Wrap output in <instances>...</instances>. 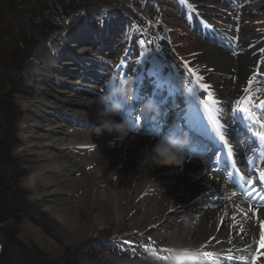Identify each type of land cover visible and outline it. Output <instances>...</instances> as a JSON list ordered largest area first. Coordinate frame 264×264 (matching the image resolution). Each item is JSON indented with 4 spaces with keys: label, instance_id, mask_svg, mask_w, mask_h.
Listing matches in <instances>:
<instances>
[{
    "label": "rangeland",
    "instance_id": "374dc122",
    "mask_svg": "<svg viewBox=\"0 0 264 264\" xmlns=\"http://www.w3.org/2000/svg\"><path fill=\"white\" fill-rule=\"evenodd\" d=\"M58 1L60 2L61 0ZM176 4L174 0L172 2L165 1V8L159 9L155 7L151 10L149 2L146 0H112L107 4L105 11L93 19L86 12L79 11L64 20L57 18L50 11L51 8H46V6L38 8L37 13H41L43 16L46 14L51 17L54 16V21L53 23L51 22L50 27L47 26V28L40 31L41 37L38 38L32 56L28 58L23 71L26 82L29 85L31 83L34 89L33 94L36 93V95L17 96L16 98L17 104L24 111V117L18 123V137L21 139L22 144L17 149V152L22 155L29 170V174L23 179L22 184L29 191L30 199L34 200L45 214V217L39 219V222L45 226L52 227L54 233L48 235L40 224L28 220L21 225L19 238L28 244L39 245L51 257L48 258L50 260L61 262L67 259L69 262L67 264H122L121 261L123 260L141 264H153V260L157 259L160 264H163L167 257L172 254L169 251L170 248H164L166 244L169 245V242L173 240L186 243L188 242L187 238L194 235V231L189 230L188 227H194V229L202 228L201 216L193 215L195 212L193 204L201 198V196L199 198V194L195 193L184 208H180L183 205H176L165 210V214L170 218L167 219L164 215L159 216L156 214L159 205V195L153 193L151 189L146 190L134 202L132 201L135 190L143 184L144 172H131L126 161H123V170L114 167L102 177L103 172L97 168L96 161L89 152L90 147L73 146L69 148L71 154L82 163L83 176L69 182V185H78V188L69 195L74 205L73 209L77 219V226L68 227L62 220L51 214L47 208L51 205L53 198L47 195H38L42 188L38 184L35 187L27 184V180L36 165L40 163L37 156L29 152L23 137L25 132L30 130L28 124L31 123L35 110L42 105L49 112L62 113L70 118L76 116L73 112L70 113L63 109L59 102L56 105L54 104V106H48L43 102L39 103V96H41L42 91L49 89L54 94L62 96L61 94L63 93L69 94L68 91L71 86H77L80 92H78L79 94L72 92L71 95L74 96L71 99L76 100L82 95L81 93L87 92L88 95L85 97L88 98V101L91 100L97 106L103 107L106 82H116L121 79L134 81L135 75L133 72L137 70V66L134 65L136 57L142 53L149 52V58L154 60L155 65L159 67L160 64H163V68L170 71L172 75L177 77L176 81L178 80V86L176 83L174 86L176 89L173 91V97L167 104L171 105L172 111L169 110L167 114L163 113L164 117H168V121L166 122L159 118L161 121L160 125L154 130L158 134L154 135L159 138V136L166 134L167 130H173L175 126L172 134L176 135L177 124L181 120L174 121L170 113L178 111L179 108L185 106L177 95L179 89L183 91L185 88V79L189 78L192 80L198 90L197 93H200L203 98H207V92L203 90L202 80L199 79V77H202L203 72L201 64L207 60L206 57L201 55L202 51L197 40V37H204L200 31V24L208 26L207 29L214 32L210 35V41L221 43L220 39L229 37L231 40L230 45H228L230 48L228 49L230 50L235 49L234 44L242 43L246 40L259 38L264 41V0H200L198 11L193 10L189 3L185 5L183 11L179 9V0H176ZM59 9H61V6ZM195 12H198V15H195ZM150 15H153L152 18L157 19V21L150 19ZM79 19H84L89 28L96 29L108 25L109 22H115L117 25L114 28L115 33L109 34L114 37L111 39V43L103 47V45H91L83 39H81L82 41H74L75 39L72 37L75 34L78 35L84 30L89 31L83 28L84 26L82 27L83 24L80 25L81 28L75 29V23ZM210 19L221 23L222 30L219 31L209 26ZM195 20L197 21L196 23ZM112 25L114 26V24ZM187 27L192 31L187 29ZM73 33L74 35H72ZM98 34L101 37L103 36V33L98 32ZM219 34H221V37H219ZM106 36L108 35L105 34ZM205 36L207 37V35ZM60 38H64L66 44L62 47L63 49L61 48L62 52L57 54V50L55 47L53 48V45ZM141 41H144L143 45ZM49 52L54 54V56L56 54L59 56L62 66L59 65V68L56 67L51 70L50 74L47 71H43L41 75L39 73V77H33L32 73L36 66L46 69L51 65L52 57L51 60L50 58L45 59L42 57ZM74 59H79L82 66L78 67V65H75V61H72ZM121 61L124 63L121 64ZM96 64H99L98 67L102 66L103 73L94 81L90 79L83 81L81 72H86V68L93 67L95 69ZM189 69H192V71L190 72ZM138 72L141 71L139 70ZM97 74L96 72L93 75L96 76ZM180 75L181 78H179ZM78 80H82L80 85L75 84ZM232 81L234 85H237L239 76L236 73ZM250 81L252 89L247 96L252 98L256 120L264 123V111L262 110L264 105V45L260 49L259 57L254 65V74ZM147 84V86L141 87L138 91L142 102H136V106L133 107L132 102L135 93L131 90V99L127 102L125 110L115 116L119 120L121 118L128 119L129 115L127 112L130 110V119H134L132 125L136 127L137 133L140 134H147L146 129L149 128L147 127V120L145 121L148 113L141 110V105H143L146 98L151 97L155 89L153 85H149V82ZM215 95H218V93ZM50 98L48 95V99ZM53 99L52 97L51 100L54 101L55 99ZM21 100H31L32 102L28 108H24L20 104ZM212 100H215V98H212ZM207 104L209 105V103ZM67 106H71L70 109L74 107L73 104H67ZM233 106L235 110L238 106L236 100ZM76 108L83 112L86 111L84 108ZM238 115L242 116L244 114ZM226 118L231 121V124L240 128L239 120L241 121L243 118L236 119L233 110L227 112ZM144 121L145 124L143 125ZM148 123H152L150 119H148ZM22 125L24 128L21 127ZM83 130L88 134H95L94 128H91V126H85ZM160 132L162 134H159ZM196 158L205 159L206 157L200 156ZM168 175L172 177L173 174L168 173ZM178 181L174 182V179L171 178V180H167L162 184L175 186L181 183L180 180ZM109 190L116 191L119 196L117 201L115 197L108 193ZM161 191L160 195L165 194L164 190ZM207 197H212V195L207 194L201 199L200 203H210L211 199L209 200ZM95 200L99 201L98 204L94 202ZM116 206L121 208L124 215L119 220L113 218L109 212H106L113 210ZM180 209H185V211L181 212ZM101 210L105 214L100 213ZM219 224L221 225V221ZM178 227L182 229L187 227L185 230L188 232L185 233V230L180 231ZM88 239L90 243H94L91 244L93 247L86 242ZM217 242L222 245L225 240L221 239ZM183 246L185 247V245ZM65 247H67L69 252H80L79 258H63ZM220 252L224 253L222 250ZM253 258L256 257L254 256ZM18 259L5 258V262L18 264ZM0 264H4L3 258H0Z\"/></svg>",
    "mask_w": 264,
    "mask_h": 264
},
{
    "label": "bare ground",
    "instance_id": "6f19581e",
    "mask_svg": "<svg viewBox=\"0 0 264 264\" xmlns=\"http://www.w3.org/2000/svg\"><path fill=\"white\" fill-rule=\"evenodd\" d=\"M173 1V0H169ZM180 8L182 11L187 3L193 8V10H199L200 0H179ZM176 4V0H174ZM194 4H192V3ZM177 5V4H176ZM149 8L153 10L155 7ZM197 8V9H196ZM176 9V8H175ZM177 12V11H176ZM198 12H195V15ZM202 16V15H201ZM157 20V19H156ZM197 21L195 20V23ZM88 29L89 31H83L75 34L72 38L74 41H82L81 39L88 41L87 43L97 46H108L111 43V39L114 38L109 34L115 33L114 28L117 27L115 22H109L108 25L101 28H89V25L84 22V19H79L75 23V29L81 28ZM114 24V26L112 25ZM200 28L204 37H197L198 45L202 51V56L207 60L201 64L202 67V83L207 85V88L203 87V90L207 92V98H203L200 93H197L194 83L189 78H186V84L188 87L193 88V94H188L186 88L177 91V95L184 103V108L188 111L187 123L184 124L185 133L187 135V146L197 149H204L207 155H211L212 148L216 145V139L211 140V135H214V131L217 128L218 133L215 135H225L223 138L225 141L236 140L232 143L230 149L243 159L245 156L251 154L258 155L264 159V142L254 135L252 129L258 131H264L260 127L262 124L258 122L254 116L253 119H248L245 115L239 116L235 113L236 119L242 117L243 122L240 128H237L227 117V112L234 110V103L239 102L249 95L252 86L249 84L250 78L254 74V65L259 57L261 47L264 45V41L259 38L246 40L242 43L234 44L235 49L230 50V38H222L220 42L210 41L214 32H211L203 24ZM99 33H103L101 37ZM209 32H211L209 34ZM105 34L108 36L105 37ZM74 35V33L72 34ZM207 35V37L205 36ZM209 35V37H208ZM221 37V34H219ZM223 42V44H222ZM66 44L64 38H60L53 48L57 50V54L62 52L61 48ZM227 44V45H226ZM63 49V48H62ZM96 50V49H95ZM93 50V51H95ZM99 50V49H98ZM53 52V51H51ZM51 52L44 55L45 59L51 60V65L46 69H41L38 66L34 68L32 76H38L41 72L47 71L50 74L59 65L62 66V62L59 61L57 54L54 56ZM53 55V56H52ZM75 65L82 66L79 59H74ZM68 64V62H66ZM72 63V62H69ZM154 60L149 58V52L142 53L135 59L134 65L137 66V70L134 71L135 79L132 82V89L135 93L134 98H139L138 91L141 87L153 85L155 88L151 94V97L145 100H153L159 107V110L171 101L173 97V91L175 83L178 86V80L176 76L172 75L170 71L163 68V64H154ZM169 63V62H168ZM99 65V64H98ZM96 68H86V72H81V79L88 81V79L94 81L103 73L102 66ZM82 68V67H81ZM84 71L85 69L82 68ZM93 69V70H91ZM141 72H138L139 70ZM91 70V71H90ZM98 73L94 76V73ZM38 73V74H37ZM237 74L239 81L235 86L233 83V76ZM145 75H147L145 77ZM179 75V74H178ZM181 78V75L179 76ZM86 79V80H85ZM175 81V82H174ZM147 82V83H146ZM81 81L75 82L76 85H80ZM254 83V82H253ZM29 84V83H28ZM30 86L31 83H30ZM33 87V86H32ZM68 93L58 96L52 90L47 89L41 92L39 96V103L43 102L48 106H54L56 103H61L63 109L73 112L76 116L70 118L62 113L49 112L46 107L40 105L34 113L30 126V130L23 135L29 152L36 155L40 160V163L36 165L33 173L27 180L29 186H41L40 196H51L52 203L48 206L47 210L53 214L59 220H62L68 227L77 226L76 215L74 214V205L70 200L69 195L73 190L78 188L77 184H70L69 182L74 179L81 178L82 175V163L73 156L69 151V148L73 146H86L90 147V154L94 158L97 164V168L102 170L103 176L109 173L112 168L117 167L123 170V161H126L128 168L131 172L138 173L143 171L145 174L143 184L134 192L133 202L140 196H142L146 190L153 191V193L159 195L158 209L156 214L159 216L167 217L165 210L176 206L183 205L180 208H184L189 199L195 194H199V200H196L193 204L195 208L194 216H201V229H194V227H188L189 230L194 231L192 237L187 238L188 242L182 243L185 247L198 248L203 259V264H264V248L260 247L261 244V232L262 224H264V209L252 208L249 203L242 200L241 195L238 194L233 188L226 187L231 180L225 177L223 170H218V166H213L206 162V158L198 159L191 152H185L184 163L177 166H152L147 162L141 165L143 160V154L145 150H150L155 143L157 136L151 134V129H148L147 134L130 133L123 141L117 140L116 133L102 132L101 134H88L83 128L85 126H91L94 128L97 126V112L100 108L91 100L88 101L87 92L81 93L76 100L71 99L72 92L79 94L78 87L71 86ZM63 91V90H62ZM64 92V91H63ZM62 93V92H61ZM73 93V94H74ZM218 93V95H215ZM47 94V96H46ZM33 95H36L33 94ZM51 97L50 99H48ZM51 95V96H50ZM69 95V97H68ZM176 95V96H177ZM211 95V99L209 96ZM52 97L54 101H52ZM215 98V100H212ZM31 100H21L20 104L24 108H28L31 104ZM73 104L74 107L67 104ZM209 103V105L207 104ZM264 103V102H263ZM84 108L86 111L76 108ZM212 108V110H211ZM132 109V107H131ZM264 111V105L262 106ZM130 110L127 112L129 115L127 120H130V124L134 123V119H130ZM204 113V114H203ZM160 115L158 113H155ZM73 116V115H72ZM148 113L153 123L157 118ZM209 120L211 122L210 127L202 125L201 118ZM124 118H121V120ZM116 122L121 120L114 117ZM147 120V117L145 121ZM162 120L168 121V117L162 118ZM143 122V125L145 124ZM152 125V124H151ZM150 125V127H151ZM133 126V125H132ZM23 127V125L21 126ZM179 127V126H178ZM24 128V127H23ZM180 128V127H179ZM233 128V130H232ZM260 129V130H259ZM174 130V128H173ZM230 134L228 135V133ZM253 137L252 142L248 140ZM219 139L220 141H224ZM246 140V141H245ZM212 141V145L206 146L207 142ZM250 143V144H249ZM220 153V152H218ZM195 157V158H194ZM215 162V161H214ZM126 167V166H125ZM257 170L264 171V162H261L257 166ZM169 174H175L169 176ZM162 174H165L162 176ZM160 176V178H159ZM174 179V182H179L175 186L162 183L167 180ZM251 178V177H250ZM161 181H157V180ZM253 181V180H252ZM38 184V185H37ZM164 190L165 194H162ZM110 195L115 197L116 201L119 197L114 190H109ZM207 194L212 197H207L210 203H200L201 199ZM208 200V201H209ZM98 204L99 201H94ZM118 205V204H117ZM181 212L185 209H180ZM112 211V212H110ZM113 218L119 220L124 217L120 207L116 206L113 210H108ZM104 213V211H100ZM191 213V211H190ZM256 215V216H255ZM193 216V217H194ZM221 221V225L219 222ZM180 231H184L186 228L178 227ZM198 230V231H197ZM188 231L185 230V233ZM198 233V234H197ZM189 234V233H188ZM221 239L225 240L224 244L219 245L217 241ZM164 246V245H163ZM169 245H165L164 248ZM208 249V250H207ZM224 251V253L220 251ZM226 251V252H225ZM211 253L210 256H204L203 253ZM259 253V257L253 260L250 258L252 254ZM225 257V258H222ZM122 264H141L132 262L129 260L121 261Z\"/></svg>",
    "mask_w": 264,
    "mask_h": 264
},
{
    "label": "trees",
    "instance_id": "16d2710c",
    "mask_svg": "<svg viewBox=\"0 0 264 264\" xmlns=\"http://www.w3.org/2000/svg\"><path fill=\"white\" fill-rule=\"evenodd\" d=\"M110 1L112 0H0V258H3L4 264H8L5 258H19L18 264L68 262L67 259L61 262L50 260L48 258L51 257L39 245L28 244L19 238L20 227L28 220L40 224L46 234L54 233L52 227L39 222L45 214L30 199L29 191L22 184L29 170L24 158L17 152L22 144L18 137V123L23 119L24 111L17 104L16 98L34 93L33 87L26 82L23 71L41 37L40 31L50 27L54 21V16L37 13L38 8H51L50 11L60 20L79 11L86 12L93 19L105 11ZM146 1L150 7L163 9L165 1L169 0ZM152 17L150 15V19L157 21ZM86 242L93 247L91 244L94 243H90L89 239ZM65 248L63 258H79L80 252H69Z\"/></svg>",
    "mask_w": 264,
    "mask_h": 264
},
{
    "label": "clouds",
    "instance_id": "9594fccd",
    "mask_svg": "<svg viewBox=\"0 0 264 264\" xmlns=\"http://www.w3.org/2000/svg\"><path fill=\"white\" fill-rule=\"evenodd\" d=\"M106 92L103 97L104 106L97 112V126L94 131L97 135L102 132L117 134V140L123 141L130 133H136L129 120L122 119L116 122L114 117L122 113L131 99L132 82L130 79L106 82ZM141 110L155 114L158 112V105L151 99L141 105ZM187 135L177 136L171 132L163 134L156 139L150 150H145L141 165L146 162L152 166H181L184 163V148L187 145ZM169 248L171 255L163 264H203V259L198 248L184 247L180 241H170ZM153 264H160L157 259Z\"/></svg>",
    "mask_w": 264,
    "mask_h": 264
},
{
    "label": "snow or ice",
    "instance_id": "6c2138e0",
    "mask_svg": "<svg viewBox=\"0 0 264 264\" xmlns=\"http://www.w3.org/2000/svg\"><path fill=\"white\" fill-rule=\"evenodd\" d=\"M141 44H144V41H141ZM121 64H123L124 62L121 61ZM189 71L191 72L192 69H189ZM199 79H203L202 77H199ZM249 84H251V81H249ZM204 88H207V85H203ZM185 88L188 92V94H193V88L188 87L187 84H185ZM209 99H211V95L209 96ZM253 107L254 105L252 104V98L250 96H246L244 99L240 100L238 102V106L235 109V113L237 114H244L246 118L248 119H253L254 118V112H253ZM260 127L262 129H264V123H262L260 125ZM254 135L256 137H258L262 142H264V131H258L255 132ZM221 139H223V137H221ZM232 150L229 149V155H231ZM257 182H264V171H260L259 172V181ZM248 185L250 187V191L248 193V198L251 199L252 194H254L256 192V188L254 187V182L249 180ZM262 229H264V224H262ZM261 248H264V231L261 232V244H260ZM170 251V250H169ZM204 256H210L211 253L208 252H204L203 253ZM259 255V253L257 254ZM159 258V257H158Z\"/></svg>",
    "mask_w": 264,
    "mask_h": 264
}]
</instances>
